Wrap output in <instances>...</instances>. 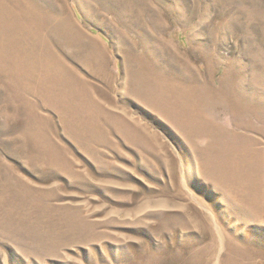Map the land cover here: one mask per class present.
Wrapping results in <instances>:
<instances>
[{"label":"rangeland","instance_id":"obj_1","mask_svg":"<svg viewBox=\"0 0 264 264\" xmlns=\"http://www.w3.org/2000/svg\"><path fill=\"white\" fill-rule=\"evenodd\" d=\"M0 264H264V0H0Z\"/></svg>","mask_w":264,"mask_h":264},{"label":"bare ground","instance_id":"obj_2","mask_svg":"<svg viewBox=\"0 0 264 264\" xmlns=\"http://www.w3.org/2000/svg\"><path fill=\"white\" fill-rule=\"evenodd\" d=\"M61 24V23H60ZM65 23H63V25H61L64 29L66 28L65 27ZM41 76V75H40ZM43 78V77H42ZM55 80V79H54ZM38 84H37V87H38V90H41L42 91V93H47V94H52V90H51V87L50 86H48V87H46V85H44V82H40L39 81V79H38ZM51 82H54V81H51ZM184 89V88H183ZM185 91V90H184ZM190 91V90H189ZM177 95V94H176ZM187 95V94H186ZM163 96V95H162ZM173 96V95H172ZM166 98V97H165ZM163 99V98H162ZM170 99V98H169ZM175 99V98H174ZM176 99H177V97H176ZM179 99V98H178ZM166 100V99H165ZM165 100H164V102H165ZM170 101V100H169ZM172 101V100H171ZM174 101V100H173ZM183 101V100H182ZM195 101V100H194ZM175 102V101H174ZM192 102V101H191ZM180 102H178V104H179ZM169 104V103H168ZM171 104H174V103H171ZM197 104V103H196ZM170 105V104H169ZM176 105H177V103H176ZM166 106V105H165ZM164 107V106H163ZM173 108V107H172ZM171 109V108H170ZM178 109V108H177ZM176 109V110H177ZM186 109V108H185ZM192 109V108H191ZM197 109V108H196ZM181 110V109H180ZM179 110V111H180ZM184 110V109H183ZM195 110V109H194ZM175 111V110H174ZM165 112V111H164ZM191 112V111H190ZM182 113V112H181ZM197 113V112H196ZM195 113V114H196ZM199 114H201L200 112H199ZM203 114H204V112H203ZM169 115V114H168ZM187 115V114H186ZM181 116V115H180ZM194 116H196V115H194ZM198 116V115H197ZM188 118V117H187ZM186 118V119H187ZM190 118H192V117H190ZM193 119V118H192ZM198 119V118H197ZM208 119V118H207ZM206 122H207V120H206ZM201 124H203V123H201ZM204 125V124H203ZM199 126V125H198ZM201 126V125H200ZM197 128V127H196ZM203 129V128H202ZM203 131V130H202ZM201 131V132H202ZM210 136V135H209ZM215 142V141H214ZM231 147H233V146H231ZM230 147V148H231ZM220 148V147H219ZM226 148V147H225ZM222 150V149H221ZM224 150V149H223ZM234 150H236V149H234ZM225 151V150H224ZM227 151V150H226ZM240 151H241V149H240ZM231 152V151H230ZM248 154H246L245 153V156H247V155H249L250 154V151H248L247 152ZM232 154V153H231ZM233 155V154H232ZM228 156V155H227ZM230 156V155H229ZM235 156V155H234ZM238 156V155H237ZM248 157V156H247ZM234 158V157H233ZM239 158V157H238ZM231 159V158H230ZM235 159V158H234ZM233 160V159H232ZM247 160H249V162H247V163H251V158H249V159H247ZM228 161V160H227ZM225 162V161H224ZM235 162V161H234ZM238 162V161H237ZM243 163V162H242ZM245 163V162H244Z\"/></svg>","mask_w":264,"mask_h":264}]
</instances>
